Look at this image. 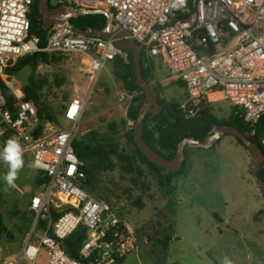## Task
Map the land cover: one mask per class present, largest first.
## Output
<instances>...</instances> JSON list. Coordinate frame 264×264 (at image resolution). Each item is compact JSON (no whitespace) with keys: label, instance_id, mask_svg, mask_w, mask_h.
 Segmentation results:
<instances>
[{"label":"built area","instance_id":"2783aa9c","mask_svg":"<svg viewBox=\"0 0 264 264\" xmlns=\"http://www.w3.org/2000/svg\"><path fill=\"white\" fill-rule=\"evenodd\" d=\"M31 3L0 0V82L7 83L6 69L17 59L42 50L80 55L94 83L106 62L126 60L111 38L79 33L69 22L99 13L106 19L101 31L123 33L121 38L163 64L170 81L182 83L187 98L179 106L186 117L197 114L202 103L225 101L252 129L264 118V0H59L61 19L47 30L43 49L30 33ZM13 95L10 111L0 93L1 121L31 153V167L43 183L28 205L31 230L7 264H121L136 249L131 221L81 187L84 164L73 143L86 102L71 99L63 112L67 127L45 133L37 132L35 106L21 93ZM260 143L264 146V133ZM63 209L53 221L52 211ZM79 227L85 237L74 258L62 241Z\"/></svg>","mask_w":264,"mask_h":264},{"label":"rangeland","instance_id":"374dc122","mask_svg":"<svg viewBox=\"0 0 264 264\" xmlns=\"http://www.w3.org/2000/svg\"><path fill=\"white\" fill-rule=\"evenodd\" d=\"M47 4L52 11L59 0H48ZM49 53L57 60L41 63L33 71L34 81L40 86L38 104L54 119L42 124L44 132L67 127L63 112L71 99L78 98L86 104L77 139L84 142L100 139L98 144L105 150L112 143L117 153L132 157L127 163L110 155L109 161L99 163L92 179L95 190L91 193L132 223L136 249L125 264H222L225 257L232 264H255L264 246V197L249 173L252 165L249 151L232 135L224 134L210 147L184 146V166L179 176H169L172 172L166 168L154 170L141 161L127 140L135 122L127 119L126 110L134 94L126 91L114 75L113 63L106 62L93 83L83 57ZM154 62L151 86L159 89L158 97L179 105L184 103L187 98L184 87L170 81L160 61ZM30 71L25 66L9 75L7 83L0 82V93L10 100L14 93L22 94ZM209 107L219 120H227L232 109L225 101ZM147 124L150 126L151 122ZM112 128L116 130L114 133ZM8 137L12 138L11 131ZM106 137L112 140L105 141ZM98 154L90 161L92 165L99 166ZM23 160L24 166L11 188L3 179L8 166L0 163V201L16 209L9 213L0 202L8 227L0 238L1 264L17 254L31 230L30 211L21 219H14L23 204L20 190L35 174L28 150L23 151ZM168 235L171 240L166 243ZM130 257L135 259L130 261Z\"/></svg>","mask_w":264,"mask_h":264},{"label":"trees","instance_id":"16d2710c","mask_svg":"<svg viewBox=\"0 0 264 264\" xmlns=\"http://www.w3.org/2000/svg\"><path fill=\"white\" fill-rule=\"evenodd\" d=\"M38 18L39 20H37ZM29 20L30 33L35 34L38 37V47L43 49L46 44L47 30L42 28V15L39 13L38 0H32L30 5ZM69 22L76 31L100 32L105 27L106 19L102 14L94 13L71 17ZM55 60H57V57L52 56L49 52L40 50L20 57L12 66L6 69V73L11 75L19 72L25 66L30 67L31 71L27 78V84L21 88V91L22 99L30 101L36 108V116L38 119L37 132L41 131L43 123L53 122L54 119L47 110L43 109L38 104V89L40 86L34 81L33 71L37 65L41 63L50 64ZM110 62L114 65V75L122 82L124 89L131 94H134L129 106L127 107L126 117L127 119L136 122L139 118L140 108L145 102V94L135 83L134 65L130 52L126 51V60L117 56ZM140 65L143 78L151 85L155 65L154 60L146 57L145 53L140 51ZM175 82L182 85L179 81ZM152 87L155 88L159 94V89L156 86ZM3 98V107L12 111L13 103L16 100L14 95L12 96V100L7 99L4 96ZM158 103L161 105L160 111L156 114L146 113L142 119V139L152 150L166 160L174 158L178 152V144L181 140L194 139L196 141H203L210 136L212 130L219 125H231L235 127L249 140L256 143L264 155V146L260 143L261 135L264 133V118L260 119L252 129V127L247 125L238 115L234 107H232L227 120H219L210 113L209 106L212 103H202L200 105V110L192 117H186L180 109L179 104L174 101H168L158 97ZM148 121L151 122L150 126L147 124ZM111 130L113 133L116 131L114 128ZM127 137L128 142L135 149L142 162L154 170L165 169L149 161L139 151L133 141V127L130 129ZM99 140L100 139L92 138L84 142L76 139L73 143L76 156L84 164L83 171L85 173V181H83L81 187L90 195L95 190V185L93 184L92 179L94 172L100 167L99 163L109 161L110 155H114L119 160L127 161V163H130L132 159V157H129L128 155L117 153L116 147L112 143L109 145V149L105 150L98 144ZM104 140L110 141L112 139L111 137H106ZM236 141L244 149H246L240 140L236 139ZM98 153L101 155V158L98 159L99 166L92 165L90 161ZM109 164L110 163H108L107 166H109ZM183 166L184 160L181 167L176 172L169 173V176H179L182 173ZM258 177L264 183V162L258 171ZM42 183L43 178L38 175L37 184L41 185ZM64 210L65 209L60 212L52 211V220L54 221ZM5 230L6 228L3 224L2 215L0 213V238L5 233ZM84 237V230L79 227L73 234L62 241V247L71 257L77 258L78 251ZM170 240V235L165 237L166 243H169Z\"/></svg>","mask_w":264,"mask_h":264},{"label":"water","instance_id":"95a60500","mask_svg":"<svg viewBox=\"0 0 264 264\" xmlns=\"http://www.w3.org/2000/svg\"><path fill=\"white\" fill-rule=\"evenodd\" d=\"M48 0H38L39 13L42 15V28L48 30L55 22L61 19V9H55L49 11ZM79 33H85L77 31ZM101 37L111 38L114 44L123 51H129L134 65L135 83L140 87L145 94V102L142 104L139 111V118L133 125V141L139 151L151 162L159 167L166 168L171 172H176L182 165L184 159L183 147L187 144L199 145L200 147H207L209 139L213 138V141L224 134L232 135L234 138L240 140L251 156V167H249V173L256 182L257 188L261 195L264 197V183L258 177V171L264 162V155L260 147L249 140L244 134L239 132L235 127L231 125H219L215 127L212 135L208 136L203 141H196L194 139H183L178 144V152L171 160H166L152 150L142 139V119L146 113L156 114L160 111L161 105L158 103V93L142 76L140 65V51L142 46L137 44L133 40H125L122 37L123 33L119 35H113L105 33L103 31L93 32ZM120 37V38H119ZM35 134V132L33 133Z\"/></svg>","mask_w":264,"mask_h":264},{"label":"crops","instance_id":"0c3cea01","mask_svg":"<svg viewBox=\"0 0 264 264\" xmlns=\"http://www.w3.org/2000/svg\"><path fill=\"white\" fill-rule=\"evenodd\" d=\"M154 61H156V60H154ZM164 67V66H163ZM165 69V68H164ZM166 71V70H165ZM8 131H10L9 129H7L5 126H4V124L2 123V121H1V116H0V152H2L3 151V148H4V146H5V144H6V141L10 138V137H8ZM0 163H4L2 160H0ZM35 171V170H34ZM38 175H40L37 171H35V174H34V176H30V178H28L25 182H24V184H23V187H22V189L20 190V197H21V199H22V208H21V210H20V214H18V215H15V217H14V219L16 218H18V219H21V216L23 215V214H27L28 213V205H29V202H30V199H31V197L34 195V194H36L39 190H40V188H41V185H38L37 184V179H38ZM1 203H2V205L4 206V207H6V209H7V211L9 212V213H14V211L16 210V209H12V207H10V206H8V204L5 202V201H0ZM0 213H1V215H2V219H3V224H4V226H5V228H6V230H5V232H7L8 231V227L5 225V218L3 217V214H2V211L0 210ZM13 219V220H14ZM143 242H145V241H143ZM21 247H22V245H21ZM21 247L19 248V250H17V253L20 251V249H21ZM260 252H261V255L260 256H257V258H256V260H255V264H263V262H262V260H263V256L262 255H264V246H262V248L260 249ZM131 254H132V252L131 253H129V254H127L124 258H123V260H122V262H121V264H125L126 263V261H127V258H128V256H131ZM134 257H136L137 258V256L135 255ZM9 257L7 256L5 259H8ZM135 258H133V257H130L129 258V260L130 261H133ZM7 263H9V261L8 262H5V264H7ZM1 264V263H0Z\"/></svg>","mask_w":264,"mask_h":264},{"label":"clouds","instance_id":"9594fccd","mask_svg":"<svg viewBox=\"0 0 264 264\" xmlns=\"http://www.w3.org/2000/svg\"><path fill=\"white\" fill-rule=\"evenodd\" d=\"M0 160L8 166V171L3 177L4 181L8 187H15L18 172L24 166L23 149L15 138H9L6 141L3 151L0 152ZM222 264H232V262L225 257Z\"/></svg>","mask_w":264,"mask_h":264},{"label":"bare ground","instance_id":"6f19581e","mask_svg":"<svg viewBox=\"0 0 264 264\" xmlns=\"http://www.w3.org/2000/svg\"><path fill=\"white\" fill-rule=\"evenodd\" d=\"M213 134V133H212ZM212 134H210V135H212ZM218 140V138L217 139H215L214 141H213V138H211V139H209V141H208V144H210V145H208L207 147H210L211 145H213V144H215V142ZM188 145V144H187ZM186 146V145H185ZM184 148V147H183ZM184 160V159H183ZM183 162V161H182Z\"/></svg>","mask_w":264,"mask_h":264},{"label":"snow or ice","instance_id":"6c2138e0","mask_svg":"<svg viewBox=\"0 0 264 264\" xmlns=\"http://www.w3.org/2000/svg\"><path fill=\"white\" fill-rule=\"evenodd\" d=\"M74 112H75V108H73V109L69 112V116L73 115Z\"/></svg>","mask_w":264,"mask_h":264}]
</instances>
